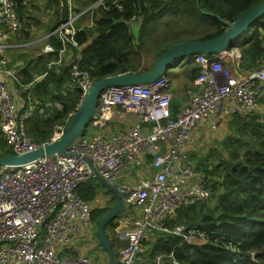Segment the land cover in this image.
<instances>
[{"label": "built area", "instance_id": "obj_1", "mask_svg": "<svg viewBox=\"0 0 264 264\" xmlns=\"http://www.w3.org/2000/svg\"><path fill=\"white\" fill-rule=\"evenodd\" d=\"M75 1L62 0L66 20L37 40L45 42L48 36H54L60 48L56 51L46 43L36 54L57 52L47 70L55 67L58 72L66 60L70 64L71 81L80 93L74 111L94 82L89 71L79 68V58H71L68 47H78L76 33L92 25L91 19L89 23H79L81 15L97 6L122 9L119 0H97L76 13ZM15 7L14 0H0V134L12 155H22L47 144L32 141L25 131V120L32 116L47 118L52 110H60L61 104L39 102L32 97L33 87L46 76L40 75L26 86L28 106L19 115L16 99L21 92L18 89L24 90L20 73L23 65L14 67L15 71L8 66L7 56L14 49L13 38L21 29ZM193 63L198 68L193 81L195 93L178 108L175 116L171 115L173 94L165 77L144 85L107 88L100 94L89 125L94 131L88 139L83 136L76 139L66 155L0 166V264H90L86 257L58 254L70 245L77 232L91 226L94 206L77 193L78 186L92 178L85 160L115 186L124 210L139 212L122 221L124 229L116 237L124 246L118 249L115 264H134L144 251L142 242L153 231L180 235L190 243L193 231L184 233L182 226L164 228L163 223L173 218L181 206L203 203L211 196L208 184L192 181L196 171L186 160L192 134L207 125L216 130L233 116H263L260 99L264 95V55L259 66L252 70L241 68L238 48L213 55L196 54ZM126 114L136 116L138 121L126 120ZM65 129L56 126L49 142L60 139ZM148 156L154 171L152 177L123 183L121 179L130 177L133 167H142ZM156 263L179 264L174 260L162 262L160 257Z\"/></svg>", "mask_w": 264, "mask_h": 264}, {"label": "trees", "instance_id": "obj_2", "mask_svg": "<svg viewBox=\"0 0 264 264\" xmlns=\"http://www.w3.org/2000/svg\"><path fill=\"white\" fill-rule=\"evenodd\" d=\"M96 1L76 0V13ZM261 1L119 0L121 10L97 6L81 15L79 23L91 19L92 25L76 33L78 47H68L71 58H79V68L89 71L93 81L126 73H147L165 49L182 43L216 39L229 24L251 12ZM14 2L21 22L20 35L27 42L31 41L33 28H41L46 36L67 18V11L61 6L62 0ZM132 18L138 26L135 38L129 22ZM165 23L174 26L166 27L163 34L154 35L155 30L163 28ZM244 32L250 33L249 39L240 42V37H237L229 47L238 48L241 68L256 69L264 55V14ZM148 41L152 42V47L148 48ZM44 43L51 44L56 51L60 48L54 36H48ZM151 51L155 55L148 68L143 64L142 56ZM56 56L57 52H53L32 56L27 61L22 58L25 63L20 70L22 86H28L35 77L45 74V78L33 87L32 97L39 102L47 100L61 104V109L52 110L47 118L32 116L25 120V131L37 145L48 143L56 126L66 127L71 119L69 114L75 113L80 102L79 90L69 75L68 62H63L58 72L55 67L47 70ZM193 58L194 55L182 60L174 58L159 78L165 77L169 81L168 71L183 67L179 69V76L184 87L193 91V81L198 76ZM8 66L16 68L11 61ZM19 90L23 100L19 111L21 116L28 106L29 90ZM178 108L179 104L170 102L172 116L176 115ZM227 128L229 134L224 137L222 145L210 149L194 167L210 187L209 200L181 206L173 218L163 223L164 228L182 226L184 233L193 231L202 241L187 243L180 235L153 231L150 239L142 242L145 264H157L158 257L162 262L174 260L179 264H264V127L260 115L254 114L231 117ZM10 155L11 149L0 134V158ZM100 188V184L89 179L78 186L77 193L84 201L92 202ZM110 201L109 205L92 210L90 219L95 226L112 206V195ZM129 212L125 209L105 227L114 251L123 244L115 234L117 220Z\"/></svg>", "mask_w": 264, "mask_h": 264}, {"label": "water", "instance_id": "obj_3", "mask_svg": "<svg viewBox=\"0 0 264 264\" xmlns=\"http://www.w3.org/2000/svg\"><path fill=\"white\" fill-rule=\"evenodd\" d=\"M264 14V0H262L251 12L228 25L227 30L218 38L208 41L182 43L165 49L155 60L151 71L141 74H120L113 77H105L93 82L87 91L79 107L68 122L62 137L54 142L22 155H10L0 158V166H15L31 162L35 159L54 154L66 155L67 148L79 137L83 136L86 127L95 116L100 94L107 88L144 85L157 80L166 70L167 65L177 57L185 58L195 54L213 55L229 50L230 42L242 34L249 26L257 22ZM264 127V121H262ZM86 164L95 179L104 186L107 193L114 198L108 212L99 219L96 228L98 245L108 254V264H115L116 253L112 251L105 227L124 211L122 197L118 190L103 179L93 168L89 161Z\"/></svg>", "mask_w": 264, "mask_h": 264}, {"label": "rangeland", "instance_id": "obj_4", "mask_svg": "<svg viewBox=\"0 0 264 264\" xmlns=\"http://www.w3.org/2000/svg\"><path fill=\"white\" fill-rule=\"evenodd\" d=\"M51 13V12H50ZM50 13H49V16H50ZM43 19H46V18H43ZM86 22V23H89V20L88 19H85L83 21V23ZM174 25H168L167 23H165L163 25V28H157L155 30V34L154 35H157V34H160L162 32V34L164 33V29L166 27H172ZM131 28H132V34L134 36V38L137 36V29H138V26L135 22H131ZM183 30L184 31H187V27L186 26H183ZM199 31V30H198ZM197 31V32H198ZM249 32H244L240 35V42H243L247 39H249ZM165 35L167 36V33H165ZM44 35V32L41 28H36V29H32V34H31V41L30 42H27L26 39H24L21 35H20V32L18 35H16L14 38H13V44L15 46H19V45H23V44H29L30 45L27 47V48H14L12 49L10 52L7 53V56L8 58H14L15 56L11 53L12 52H19L21 54H23L21 57L23 59H25V61H27L30 57L32 56H36V54L39 52V49H40V41H37L38 39L42 38ZM160 37V36H159ZM37 41V42H36ZM152 42L151 41H148V48L149 47H152ZM155 53L153 51L151 52H147V53H144L143 56H142V61H143V64L146 66V67H150L151 65V60L153 59ZM8 59V60H9ZM14 60V59H12ZM67 62V60L65 61ZM154 65V64H153ZM173 68V67H171ZM183 68V67H181ZM181 68H175V69H170L167 73V77L169 79V84H168V88L169 90L171 91V93L173 94V99H172V102L176 103V104H179V107L185 105V103L187 102L188 98L190 97V93H191V89H188L186 87H184L183 85V80H182V77L179 76L180 74V70ZM183 70V69H182ZM185 83H186V80H185ZM23 96V95H22ZM20 97H21V94H20ZM22 100V98H21ZM23 101V100H22ZM23 112V110L21 111ZM125 119L126 120H129L131 121L132 123L134 122H137L138 121V118L134 115H130V114H126L125 115ZM228 122H226V125H227ZM122 129H125V128H122ZM94 129L91 128L90 126L86 127V130L84 131L83 133V137L88 139L91 134L93 133ZM217 132V131H216ZM214 131L212 132H205L206 135L209 136L208 139L204 140L203 138V135L199 136L197 138V140L195 141V144L193 146L194 150L197 151L200 155H205L208 153V151L210 149H213V148H217L216 145H222L223 143V140H224V137L225 136H221V138H216V137H213V136H210L211 134H214L216 133ZM229 134V133H228ZM220 137V136H219ZM196 152H193V156L196 157ZM141 166H137V167H133L131 169V173L134 172V170H141ZM134 174L132 173L130 175V178H122L121 181L124 183V182H128L130 183L132 180V176ZM91 180H94L96 183H98L95 179L93 178H90ZM99 184V183H98ZM117 184H122L121 182H117ZM110 193H107L106 192V189L104 186H101V188L99 189V194L95 197V202L93 203V206H94V209L95 208H102L104 207L105 205H109L110 204ZM130 210V209H129ZM190 243H198V242H201L202 239L197 237L195 234H191V238H189ZM187 242V241H185ZM123 243V242H122ZM188 243V242H187ZM123 246H124V243H123ZM142 254L138 255L137 256V260L134 262V264H145V258L143 256H141Z\"/></svg>", "mask_w": 264, "mask_h": 264}, {"label": "crops", "instance_id": "obj_5", "mask_svg": "<svg viewBox=\"0 0 264 264\" xmlns=\"http://www.w3.org/2000/svg\"><path fill=\"white\" fill-rule=\"evenodd\" d=\"M18 35V34H17ZM24 38V37H23ZM40 49L41 47L45 44L44 42L39 43ZM30 45L29 44H23V45H19V46H14V48H25L28 47ZM39 49V50H40ZM16 50V49H14ZM14 55V58H10L9 61L13 62L15 66L18 65H23L24 66V62L22 61V55L19 52H12L11 55ZM35 57V56H34ZM12 59H14L12 61ZM27 87H24L23 91H26ZM29 89V88H28ZM27 89V90H28ZM19 90V89H18ZM21 91V90H20ZM195 93V89L193 91H191L190 94ZM21 94V92H20ZM20 94L18 97V99H16L19 103V111L23 106V101L21 100ZM260 105L263 111V116L260 117V122L262 123V121H264V95L261 97L260 99ZM125 121V119H124ZM118 122V121H117ZM120 122V121H119ZM228 122V120L226 121ZM226 122L219 125V127L216 130H211L209 125L207 126H203L201 128H198L197 130H195L192 134V137L188 143V150L186 152V160L189 163V165H191L194 169L195 165L199 162V160L202 158L203 155H200L197 151L194 150L193 146L195 144V141L197 140V138L201 135H203L204 140L208 139L209 136L205 134V132H216L214 134H211L210 136L216 137V138H221V136H225L226 134L229 133ZM120 124H124V122H120ZM220 136V137H219ZM193 152H196V157L193 156ZM151 159L148 156V159L144 162V164L142 165L141 170L137 169L134 170V172H132L134 175L132 176V180H136L137 178H148L150 179L154 173L152 167H151ZM196 170V169H195ZM126 178V177H123ZM130 178V177H128ZM192 181H202V175L200 174V172L198 170H196V176L192 179ZM95 201L89 202V203H94ZM111 203V201H110ZM139 213L137 209H130L129 214L127 215H123L119 220H117L118 222V227L115 230V234L116 235H120L121 234V230L124 229V227L122 226V221L124 220V218L126 216H130V218L135 217V215ZM91 221V219H90ZM96 228L97 226H95L92 222H91V226L85 229L80 230L79 232H77L72 240L70 245L63 249L60 250L58 252L59 256H70L72 258H77V257H86L89 261L90 264H108V254L98 245L97 239H96ZM152 231H150L151 233ZM108 239H111V236L108 237ZM150 239V236H147L146 239L144 240L145 242H147ZM120 241V240H119ZM122 242V241H121ZM124 243V242H123ZM117 244H115L116 246ZM121 247H123V244L119 247H117V251H114L112 248V251H114L116 253H118V249H121ZM141 256L145 257L146 255L142 254ZM116 260V258H115ZM136 264V263H135Z\"/></svg>", "mask_w": 264, "mask_h": 264}, {"label": "clouds", "instance_id": "obj_6", "mask_svg": "<svg viewBox=\"0 0 264 264\" xmlns=\"http://www.w3.org/2000/svg\"><path fill=\"white\" fill-rule=\"evenodd\" d=\"M233 48H237V47H233ZM231 49V48H230ZM228 51V50H227Z\"/></svg>", "mask_w": 264, "mask_h": 264}, {"label": "bare ground", "instance_id": "obj_7", "mask_svg": "<svg viewBox=\"0 0 264 264\" xmlns=\"http://www.w3.org/2000/svg\"><path fill=\"white\" fill-rule=\"evenodd\" d=\"M241 35V34H240ZM240 35L238 37H240Z\"/></svg>", "mask_w": 264, "mask_h": 264}]
</instances>
